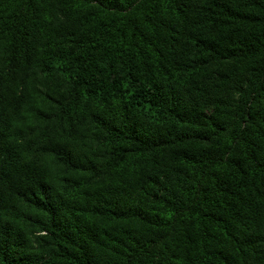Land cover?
<instances>
[{
	"label": "trees",
	"instance_id": "obj_1",
	"mask_svg": "<svg viewBox=\"0 0 264 264\" xmlns=\"http://www.w3.org/2000/svg\"><path fill=\"white\" fill-rule=\"evenodd\" d=\"M0 264H264V0H0Z\"/></svg>",
	"mask_w": 264,
	"mask_h": 264
}]
</instances>
